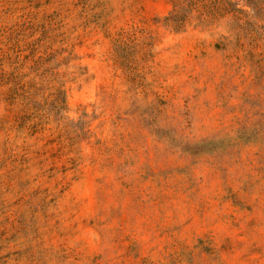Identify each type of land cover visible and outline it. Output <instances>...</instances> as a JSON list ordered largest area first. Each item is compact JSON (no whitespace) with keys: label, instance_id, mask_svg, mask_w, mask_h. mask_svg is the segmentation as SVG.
<instances>
[{"label":"rangeland","instance_id":"obj_1","mask_svg":"<svg viewBox=\"0 0 264 264\" xmlns=\"http://www.w3.org/2000/svg\"><path fill=\"white\" fill-rule=\"evenodd\" d=\"M0 264H264V0H0Z\"/></svg>","mask_w":264,"mask_h":264}]
</instances>
